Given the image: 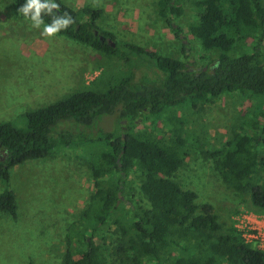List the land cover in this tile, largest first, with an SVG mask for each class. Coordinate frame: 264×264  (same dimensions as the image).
<instances>
[{"label":"rangeland","instance_id":"obj_1","mask_svg":"<svg viewBox=\"0 0 264 264\" xmlns=\"http://www.w3.org/2000/svg\"><path fill=\"white\" fill-rule=\"evenodd\" d=\"M60 1L76 12L85 7L102 10L96 24L112 33L120 46L133 44L184 61L185 43L191 64L196 66L218 54H206L189 32L197 15L194 0H181V14L173 20L178 36L159 16L158 0ZM119 45L117 54L96 51L24 17L15 0H0V123L19 124V116L28 111L74 92H102L124 77H130L132 84L158 82L164 77L146 56L129 53ZM255 47L264 54V35L260 37L259 31L236 43L232 55L250 53ZM263 126L264 97L237 91L166 110L137 129L167 144L180 137L184 157L174 181L196 194L197 205L210 204L223 230L233 227L248 245L257 248L258 243L244 236L256 232V227L264 231V211L252 205L248 193L230 189L205 152L221 148L236 132L248 135L254 144L256 138L264 137ZM100 127L120 133L113 116L104 117ZM254 148L260 150L262 146L258 143ZM105 149L104 143L62 146L45 158L10 169L8 188L15 195L16 217L0 212V264H61L67 249L78 258L85 249L84 238L91 235L108 264H125V254L118 249L128 246L123 230L132 236V211L149 208L140 190L144 173L136 169L128 173L114 210L94 232L82 220L95 192L91 159ZM118 176H104L103 186L118 184ZM263 177L256 181L263 182ZM3 189L0 183V192ZM180 252L172 248L173 255ZM142 264L156 263L143 259ZM218 264L228 263L219 260Z\"/></svg>","mask_w":264,"mask_h":264},{"label":"trees","instance_id":"obj_2","mask_svg":"<svg viewBox=\"0 0 264 264\" xmlns=\"http://www.w3.org/2000/svg\"><path fill=\"white\" fill-rule=\"evenodd\" d=\"M41 1V0H40ZM15 0L21 14L43 23L59 35L86 44L106 54L119 53L112 33L98 27L102 10L85 7L76 12L60 0ZM196 21L189 26L206 54L218 52L204 65L191 64L187 45L182 43L184 61L158 55L133 45L119 47L146 56L164 74L158 82L132 84L130 77L102 92L85 90L67 95L49 105L19 116V124L0 123V212L16 217V200L8 188L10 169L29 160L45 158L62 146L104 143L106 149L94 154L91 172L95 192L82 220L94 232L114 210L122 184L132 169L144 173L140 190L149 208H136L133 235L128 246L118 248L125 264H264V252L257 250L233 227L223 230L210 204H196V194L185 190L173 176L183 162L182 139L171 144L138 131V126L166 110L185 103L196 105L224 93L250 92L264 97V54L257 47L250 53L232 55L238 42L259 31L264 35L262 0H194ZM158 14L178 36L173 20L181 14V0H158ZM109 38L114 48L101 40ZM260 40V39H259ZM118 121L120 133L100 127L104 117ZM264 134V126L261 129ZM233 133L221 148L206 151L223 182L232 190L248 193L252 205L264 211V137L254 140ZM262 148H254L257 144ZM117 173L118 184L104 187L102 178ZM264 179V177H263ZM85 249L76 258L67 249L61 264H108L91 237L84 238ZM172 248L180 249L179 255Z\"/></svg>","mask_w":264,"mask_h":264},{"label":"built area","instance_id":"obj_3","mask_svg":"<svg viewBox=\"0 0 264 264\" xmlns=\"http://www.w3.org/2000/svg\"><path fill=\"white\" fill-rule=\"evenodd\" d=\"M256 230V232L252 231V233H248L244 237L254 240V244L258 243V247L253 248L264 252V231L261 232L260 227H256Z\"/></svg>","mask_w":264,"mask_h":264},{"label":"water","instance_id":"obj_4","mask_svg":"<svg viewBox=\"0 0 264 264\" xmlns=\"http://www.w3.org/2000/svg\"><path fill=\"white\" fill-rule=\"evenodd\" d=\"M41 3H42V0L40 1L39 5H41ZM101 40H106L107 43L109 45H111L112 48H114L116 46V43L114 41H112L111 39H109V38L101 37Z\"/></svg>","mask_w":264,"mask_h":264}]
</instances>
